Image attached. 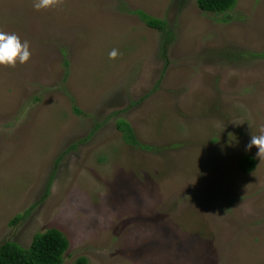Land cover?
<instances>
[{
	"label": "rangeland",
	"instance_id": "1",
	"mask_svg": "<svg viewBox=\"0 0 264 264\" xmlns=\"http://www.w3.org/2000/svg\"><path fill=\"white\" fill-rule=\"evenodd\" d=\"M0 31L31 52L0 65V243L55 227L61 264H264V159L245 150L264 126V0H0Z\"/></svg>",
	"mask_w": 264,
	"mask_h": 264
},
{
	"label": "trees",
	"instance_id": "2",
	"mask_svg": "<svg viewBox=\"0 0 264 264\" xmlns=\"http://www.w3.org/2000/svg\"><path fill=\"white\" fill-rule=\"evenodd\" d=\"M236 0H196L198 7L203 11L223 13L231 9ZM139 18L149 27L155 28L163 34L169 35L165 20L153 17L143 11L137 10ZM78 111L77 108H74ZM116 128L121 132L123 140L134 146L140 145L146 149L148 145H141L137 141L134 131L128 121L122 117L117 118ZM254 165V159L250 155H242L239 159L241 171L248 172ZM21 215H16L13 221H17ZM68 247L65 235L55 227L47 228L42 232H36L28 247H22L12 240H4L0 243V264H61L63 254ZM74 264H86V258L79 256Z\"/></svg>",
	"mask_w": 264,
	"mask_h": 264
},
{
	"label": "clouds",
	"instance_id": "3",
	"mask_svg": "<svg viewBox=\"0 0 264 264\" xmlns=\"http://www.w3.org/2000/svg\"><path fill=\"white\" fill-rule=\"evenodd\" d=\"M60 0H32V6L36 10L56 7ZM117 49L109 51L110 59L116 58ZM31 56L29 43L27 40L22 41L15 32L0 31V65L14 67L17 63L25 64ZM256 146V156L264 159V126L260 128L259 135H251V139L245 146V150Z\"/></svg>",
	"mask_w": 264,
	"mask_h": 264
}]
</instances>
